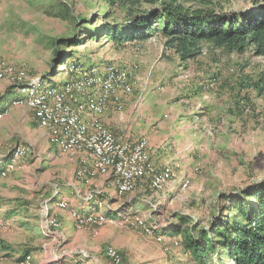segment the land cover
Instances as JSON below:
<instances>
[{"label": "rangeland", "instance_id": "1", "mask_svg": "<svg viewBox=\"0 0 264 264\" xmlns=\"http://www.w3.org/2000/svg\"><path fill=\"white\" fill-rule=\"evenodd\" d=\"M177 1L191 10L205 7ZM251 2L212 4L218 13L245 15L264 6L263 0ZM123 16L110 0H0V65L22 71L29 85L50 87L70 81L67 66L75 64L126 69L132 93L118 94L117 102L110 99L101 118L116 115L123 133L132 139L125 140H146L154 166L171 164L176 177L159 192L143 186L127 195L106 194L102 186L79 180L78 163L70 168L72 158L57 156L48 146V132L38 126L31 109H15L0 126V157L6 159L0 173L12 164L0 175V264H26V256L29 264H38L43 256L46 264H114L108 250L119 254L118 264H198L183 250L182 234L170 242L167 233L176 228H192L194 235L208 231L228 206L220 195L240 196L264 180V54L249 43L241 51L202 41L195 58L183 60L159 36L120 47L96 35ZM56 58L63 59V65L54 66ZM11 86L0 81V93L7 94ZM17 148L24 150L23 156L11 160ZM186 180L189 184L183 187ZM67 192L80 195L85 213L106 215V222L94 227L71 214L77 230L89 232L94 242L101 227L114 232L113 241L96 245V253L71 248L70 238L60 236V223L48 206L54 196ZM133 214L158 224V229L148 234L133 219L121 222ZM47 220L58 232L47 229ZM103 238H108L107 232ZM178 251L186 262L174 257ZM211 259L212 264H226L214 253Z\"/></svg>", "mask_w": 264, "mask_h": 264}, {"label": "bare ground", "instance_id": "2", "mask_svg": "<svg viewBox=\"0 0 264 264\" xmlns=\"http://www.w3.org/2000/svg\"><path fill=\"white\" fill-rule=\"evenodd\" d=\"M76 66L77 64L67 66L73 77L59 87L36 83L29 85L22 71L1 65L0 81L6 80L12 86L18 82L25 84L10 87L15 96L11 106L31 109L38 126L48 132L49 144L58 154L78 157V178L88 183L99 174L109 175L113 178L118 196L130 194L144 185L153 191H161L176 177L175 166L168 164L156 168L149 158L151 156L146 140H119L101 120L110 99L117 102L118 94L125 96L132 93L133 82L129 72L112 65H106L103 70L93 65L90 68ZM116 102L115 109H120ZM2 116L0 114V119ZM23 153L22 148H17L10 159L23 156ZM120 164L121 167L118 168ZM5 167L1 171L2 176L12 168V164ZM121 180L127 181L119 182ZM188 184L186 180L182 186L186 187ZM56 203L60 208L67 207L66 202ZM72 216L77 222H87L94 227L101 226L107 219L103 213L81 214L73 211ZM123 219L121 222L133 219L134 225L148 234H153L159 227L158 224H148L137 214L125 216ZM176 243H180V240ZM107 256L114 264L120 261L115 250H108ZM25 260L26 264L30 263L29 256Z\"/></svg>", "mask_w": 264, "mask_h": 264}, {"label": "trees", "instance_id": "3", "mask_svg": "<svg viewBox=\"0 0 264 264\" xmlns=\"http://www.w3.org/2000/svg\"><path fill=\"white\" fill-rule=\"evenodd\" d=\"M110 1L124 11V18L119 23H107L96 35L120 47L159 36L183 60L194 59L202 41L241 51L249 43L264 54V6L245 15L218 13L213 0H188L205 3V7L193 10L177 0ZM241 1L256 5L258 0ZM57 62L60 66L64 63L56 58L53 65ZM242 193L234 198L219 196L228 206L212 220L208 231L199 230L194 235L192 228H176L171 232L182 234L183 250L198 264H212L213 253L220 261L225 258L226 264H264V180Z\"/></svg>", "mask_w": 264, "mask_h": 264}, {"label": "crops", "instance_id": "4", "mask_svg": "<svg viewBox=\"0 0 264 264\" xmlns=\"http://www.w3.org/2000/svg\"><path fill=\"white\" fill-rule=\"evenodd\" d=\"M12 95L13 97L11 99H6V97L8 95ZM13 98H15L14 93L12 91H8L7 94L4 93H0V114H3L2 119L0 120V126L2 125V123L4 121H6V118L9 117L12 113L13 110L18 109V108H24V107H13L11 106V102L13 100ZM27 109V108H25ZM6 110V111H5ZM34 118V116H33ZM119 118L116 117V115H114L113 113H107L103 119L102 122L106 125L107 128H109L111 131H114L116 137L119 140H125V139H130V137L128 135H126L125 133H123L122 128L120 127L119 124ZM118 126L120 127L119 131L114 129H118ZM45 131V130H44ZM46 132V131H45ZM47 136V133H46ZM48 142V139H46ZM132 140V139H130ZM126 141V140H125ZM48 146H50L49 142L47 143ZM52 147V146H50ZM54 149V152L57 150L52 147ZM57 156H61L60 154H56ZM68 157V156H67ZM72 158L68 159L69 163L68 166L70 168L76 167L77 168V163H78V167H79V159L78 157H69ZM6 161V159L4 157H0V164L2 165L4 162ZM109 175H97L96 178H92L90 179V183L92 184L93 187L96 186H102L104 188V191L107 192L106 194H113L116 191V187L113 181V178L108 177ZM77 177V176H76ZM78 178V177H77ZM80 180V178H79ZM89 183V182H88ZM82 185L78 180H76V185ZM147 185H144V188H146ZM143 187V186H142ZM82 188H84V186L82 185ZM141 188V187H140ZM86 189V188H85ZM67 202L68 207H66V209H57L56 206V202ZM82 199L80 197V195L78 194H74L72 192H67V193H60L58 194V196H56V199L53 203L50 204V206H48L49 210L51 211V214L56 216V218H58L57 220L60 223V228H59V233L60 236L62 237L63 234L66 235V237L70 238V241L68 243V246L71 248H87L90 251L96 253V245H99V243H103L106 241L109 242L110 240L113 241V231L109 230L107 231L106 229H104V226L101 227L98 231L99 235H98V242H94L91 239L94 238V236H91V234L89 232H85V231H80V229L77 230V228L75 227V222L74 219L72 218L71 214L73 211H80V212H87L82 210ZM102 203V202H101ZM105 205V203H104ZM107 206V205H105ZM81 213V214H84ZM41 222V221H40ZM41 227H42V222H41ZM107 232V237L108 238H103V236L106 234ZM88 235H90L91 237H89ZM167 241H170L172 239H176L177 237L180 238V234L178 233H167ZM177 236V237H176ZM107 239V240H106ZM171 239V240H170ZM142 246H147L145 243L142 244ZM81 257H85L84 255H80ZM76 257V259H80L81 257ZM173 255H170V258ZM174 257H177V260L179 262H186L184 258V256L180 253V251L177 252L176 255H174ZM171 260V259H170ZM173 261V260H172ZM48 262V259L45 261L44 256L39 260L38 264H46ZM96 263V262H95ZM178 264V263H176Z\"/></svg>", "mask_w": 264, "mask_h": 264}, {"label": "built area", "instance_id": "5", "mask_svg": "<svg viewBox=\"0 0 264 264\" xmlns=\"http://www.w3.org/2000/svg\"><path fill=\"white\" fill-rule=\"evenodd\" d=\"M19 85H25V84H21L20 82H18L16 85H14V86H12V87H15V86H19ZM118 168H120L121 167V164H120V166H117ZM127 180H121V181H119V182H126ZM44 211H45V203H44ZM46 226H47V229H54L55 230V232H58V228H55V227H49V222H48V220H47V224H46Z\"/></svg>", "mask_w": 264, "mask_h": 264}, {"label": "water", "instance_id": "6", "mask_svg": "<svg viewBox=\"0 0 264 264\" xmlns=\"http://www.w3.org/2000/svg\"><path fill=\"white\" fill-rule=\"evenodd\" d=\"M56 199V196H54L52 199H50V203H53Z\"/></svg>", "mask_w": 264, "mask_h": 264}]
</instances>
